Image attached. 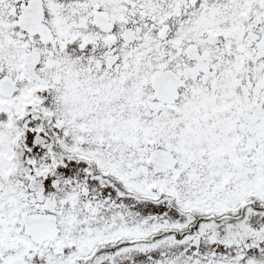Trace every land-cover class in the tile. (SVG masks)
<instances>
[{"label":"snow or ice","instance_id":"snow-or-ice-1","mask_svg":"<svg viewBox=\"0 0 264 264\" xmlns=\"http://www.w3.org/2000/svg\"><path fill=\"white\" fill-rule=\"evenodd\" d=\"M0 264H264V0H0Z\"/></svg>","mask_w":264,"mask_h":264}]
</instances>
